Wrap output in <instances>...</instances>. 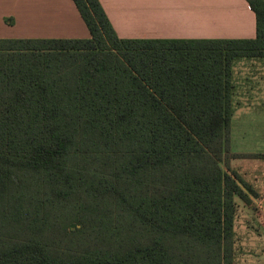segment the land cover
Instances as JSON below:
<instances>
[{
    "label": "trees",
    "instance_id": "trees-1",
    "mask_svg": "<svg viewBox=\"0 0 264 264\" xmlns=\"http://www.w3.org/2000/svg\"><path fill=\"white\" fill-rule=\"evenodd\" d=\"M73 1L90 38H0V264H234L256 191L230 160L264 157L231 153L234 64L264 57V0L253 39L121 38ZM63 211L100 246L44 240Z\"/></svg>",
    "mask_w": 264,
    "mask_h": 264
},
{
    "label": "crops",
    "instance_id": "crops-1",
    "mask_svg": "<svg viewBox=\"0 0 264 264\" xmlns=\"http://www.w3.org/2000/svg\"><path fill=\"white\" fill-rule=\"evenodd\" d=\"M100 2L121 38L253 39L257 35L256 15L247 0H179L159 7L148 0ZM155 12L173 15L156 19L151 16ZM9 18L11 23L6 22ZM90 37L73 0H0V38ZM261 70L264 57H243L234 64L231 153L264 156L258 151L261 149L247 150L241 144L243 133L250 131L257 134L253 135L254 144L264 146V124H259L263 122L252 120L247 124L241 119L264 117V73L255 76L263 88L253 92L247 91L249 79L244 77L246 72ZM260 163H264V157L238 156L230 160L231 169L258 191L264 190V175L253 172V168Z\"/></svg>",
    "mask_w": 264,
    "mask_h": 264
},
{
    "label": "rangeland",
    "instance_id": "rangeland-1",
    "mask_svg": "<svg viewBox=\"0 0 264 264\" xmlns=\"http://www.w3.org/2000/svg\"><path fill=\"white\" fill-rule=\"evenodd\" d=\"M7 1V0H6ZM151 4L154 3L155 7L165 6V5H174L179 0H148ZM10 6V4L8 5ZM170 16L171 14H165L162 12H155L153 15L157 18ZM10 19V20H9ZM6 20L7 23H11V18ZM264 71L258 72H246V76L249 80L246 82L247 91L253 92V90L263 88L261 83L258 82L257 74L263 75ZM242 120H246V123L253 121L263 122L259 124H264V117L254 118H241ZM252 132L247 131L243 133V139L241 144L244 149L250 150L252 148L261 149L258 151L264 152V146L262 144H254L255 138ZM261 135V134H260ZM253 142H250L252 141ZM252 147V148H250ZM261 147V148H260ZM222 166L224 167V162H222ZM253 172L257 174L264 175V163H260L259 166H254ZM256 191V195L251 197V201L243 203L238 200L237 204V214L235 220V245H234V264H264V225L260 221V216L257 212V203L264 200V190ZM66 211L59 212L55 214L51 227L46 235L43 237L46 239L51 245L59 250H68L72 249L73 251L80 252L85 247L83 245H90L89 247L100 246L102 240L100 238H96V232L88 231L86 233L87 239L80 240L79 236L76 234L68 236L66 234V230L68 228V232L71 231H86V227L84 224L80 223L79 220L76 222L66 221V218L63 217L67 215ZM60 218V219H59ZM59 219V220H58ZM64 219V220H63ZM58 220V222H56ZM55 224V227H54Z\"/></svg>",
    "mask_w": 264,
    "mask_h": 264
},
{
    "label": "built area",
    "instance_id": "built-area-1",
    "mask_svg": "<svg viewBox=\"0 0 264 264\" xmlns=\"http://www.w3.org/2000/svg\"><path fill=\"white\" fill-rule=\"evenodd\" d=\"M257 212L260 216V221L264 225V200L257 203Z\"/></svg>",
    "mask_w": 264,
    "mask_h": 264
}]
</instances>
